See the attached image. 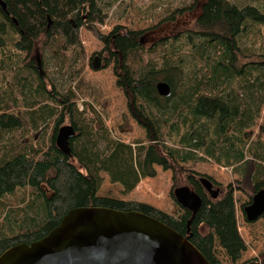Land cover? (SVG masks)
I'll return each mask as SVG.
<instances>
[{"label": "trees", "instance_id": "trees-1", "mask_svg": "<svg viewBox=\"0 0 264 264\" xmlns=\"http://www.w3.org/2000/svg\"><path fill=\"white\" fill-rule=\"evenodd\" d=\"M4 1L0 60L7 59L17 70L10 90L0 98V130L27 122L34 130L49 121L52 126L46 142L29 139L11 146L6 151L9 155L0 159V254L14 244L44 237L71 208L104 206L158 219L186 236L211 264H222L215 245L236 263L247 245L238 229L232 187H216L219 195L213 199L202 186L201 174L184 169L181 163L209 159L223 167L247 165L245 178L254 191L264 187V146L245 132L264 105V42L256 46L257 41L245 45L239 40L248 33V25L258 36L262 33L263 8L240 7L229 0H193L164 16L159 26L131 31L117 25L109 34H100L94 28L104 22L106 14L99 0ZM82 26L94 30L103 42L98 52L103 59L100 67L113 63L115 85L123 91L130 115L146 130L144 141L133 145L113 138L101 116L97 89L74 76L91 92L78 82L60 90L53 80H45L31 56L36 48L47 50L58 72L66 73L71 63L66 51L75 47L82 51ZM185 42L194 55L188 73L168 55L181 51ZM196 60L207 62L196 68ZM159 81L171 87L169 97L157 93ZM81 95H88L90 101L81 102L82 111L78 109ZM63 124L76 131L69 140V154L55 142ZM168 139L176 146L166 144ZM154 165L171 170L176 182L180 176L185 181L180 186L200 196L202 202L194 215L182 206V213L174 216L145 203L97 195L101 172L127 194L142 178L156 175ZM25 187L31 195L26 210L34 209V213L23 210L25 217L15 226L17 215L23 212L13 205L15 192ZM173 190L171 196L178 203ZM239 264L264 262L253 257Z\"/></svg>", "mask_w": 264, "mask_h": 264}, {"label": "rangeland", "instance_id": "rangeland-1", "mask_svg": "<svg viewBox=\"0 0 264 264\" xmlns=\"http://www.w3.org/2000/svg\"><path fill=\"white\" fill-rule=\"evenodd\" d=\"M192 1L193 0H99L98 6L101 7L102 12L106 14V18L104 22L97 25L94 30L98 31L100 34H109L117 25H121L131 31H140L159 26L164 16L168 15L175 8L189 5ZM229 2L240 7L246 4H253L264 10V0H229ZM94 30L88 29L86 26H82L79 29L82 51L79 52V47H75L74 50L69 49L66 51V58H68V62L71 61L70 66L68 64L66 73L58 72L55 67L54 57H51V53L47 50H40V47L39 49L36 48L31 56L34 61H37V66L41 68L40 71L42 76L45 77V80H53L56 88L60 90H65L68 84L73 86L77 82L80 83L79 80L75 81L74 76L82 77L87 83L92 84L93 88H96L99 94L98 101L102 114L101 116L113 138L131 144L135 143V141H144L146 139V130L130 115L127 99L123 91L115 85L116 77L113 72V63L110 62L109 65L103 67L99 66L97 69L92 68L91 63L94 59L90 58L93 56V58H98L100 64L103 63V59L98 55V52L104 47L103 42L94 34ZM247 32L246 35H241L239 37L241 43L251 45L252 42L257 41L256 46H260L261 43L264 42L263 28L259 36L256 34V29H253L250 25L247 26ZM186 44V42L183 44L185 46L181 51L176 53L170 51L168 55H171L172 61L180 62L184 72L188 73L191 72L194 55L192 48ZM6 48L8 50L11 49L8 43ZM205 62H207V60ZM205 62L196 60L194 66L197 64L196 68H198L202 64L205 65ZM19 65L22 64L19 63ZM56 66H58L57 63ZM42 69L46 70L44 74ZM16 70V68L10 67V63L7 59L0 60V98H4L10 90V85L14 80ZM80 84L88 93L91 92L92 89L88 91L85 82ZM13 93H15V91ZM87 96H79L81 99L78 101V109L81 111L83 110L81 102L89 101ZM49 104L53 106V103ZM28 123L29 122L25 123L23 127L9 131L0 130V159L9 155L6 151L10 152L8 149L11 146L25 144L29 139L32 141L36 140L37 143H44L47 141L46 137H48L52 126L51 121L43 123L36 130L31 129ZM163 130L166 132L167 128ZM245 132L250 140L259 139L264 146V105L261 107L259 116L255 119L254 125L245 129ZM168 143L176 146L175 141L168 139L166 144ZM181 166L186 170H192L201 174L202 177L208 178L213 183L214 188L232 187L237 207L238 229L247 247L246 250L242 252L241 258L236 263H231L225 255L224 250L218 245H215V254L221 263L239 264L253 257L258 258L259 262L263 263L264 216L254 221H247L243 213V207L250 202L254 192L250 180L245 178L247 177L245 173L249 171L248 166L246 165L241 168L232 166L223 167L209 161V159L203 161H186L181 163ZM154 168L156 170V175L154 177L142 178L135 188L127 194L122 193V187L119 184L109 182L107 173L101 172L102 182L97 195L145 203L167 214L178 216L183 210L180 205L173 200L171 191L175 186L184 185L185 181L180 178V176H176L178 182L172 180L173 172L171 170H163L162 167L158 165H154ZM14 197H16V200L13 202L14 206L21 208L25 213H34V209L26 210L28 201L31 200L28 187L17 190ZM24 211L21 213L19 212L17 215L15 226L24 219ZM200 229L204 231V225H202ZM4 231L5 233H10L8 229Z\"/></svg>", "mask_w": 264, "mask_h": 264}, {"label": "water", "instance_id": "water-1", "mask_svg": "<svg viewBox=\"0 0 264 264\" xmlns=\"http://www.w3.org/2000/svg\"><path fill=\"white\" fill-rule=\"evenodd\" d=\"M5 11L6 3L0 0ZM92 68L100 66L98 58ZM157 93L171 95L165 81L156 84ZM76 131L69 124L61 125L55 135L57 147L70 153L69 140ZM201 183L211 198L219 188L206 177ZM178 204L192 212L201 205L200 196L187 186L173 190ZM247 221L257 220L264 213V187L253 192L243 207ZM0 264H211L186 237L158 219L143 212L124 211L104 206L74 207L44 237L30 243H17L0 254Z\"/></svg>", "mask_w": 264, "mask_h": 264}, {"label": "bare ground", "instance_id": "bare-ground-1", "mask_svg": "<svg viewBox=\"0 0 264 264\" xmlns=\"http://www.w3.org/2000/svg\"><path fill=\"white\" fill-rule=\"evenodd\" d=\"M69 156V155H68ZM203 186V185H202ZM206 190V189H205Z\"/></svg>", "mask_w": 264, "mask_h": 264}, {"label": "crops", "instance_id": "crops-1", "mask_svg": "<svg viewBox=\"0 0 264 264\" xmlns=\"http://www.w3.org/2000/svg\"><path fill=\"white\" fill-rule=\"evenodd\" d=\"M103 196V195H102ZM105 197H107V196H105Z\"/></svg>", "mask_w": 264, "mask_h": 264}]
</instances>
